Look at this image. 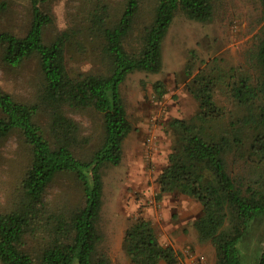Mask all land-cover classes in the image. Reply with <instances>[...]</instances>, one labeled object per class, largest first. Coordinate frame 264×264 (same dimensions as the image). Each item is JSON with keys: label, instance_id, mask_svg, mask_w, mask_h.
I'll use <instances>...</instances> for the list:
<instances>
[{"label": "trees", "instance_id": "obj_1", "mask_svg": "<svg viewBox=\"0 0 264 264\" xmlns=\"http://www.w3.org/2000/svg\"><path fill=\"white\" fill-rule=\"evenodd\" d=\"M27 1L26 33L0 32L6 65L36 59L39 68L27 98L0 87V141L17 132L29 151L14 199L0 211V262L111 264L101 249L104 176L121 164L133 130L121 85L136 71L159 73L176 15L209 23L215 0H82V24L64 29L56 26L51 0ZM258 1L264 19V0ZM7 9L0 2V16ZM86 38L94 66L75 71L68 50L82 52ZM195 58L192 51L185 72L198 110L171 123L178 139L160 172L158 199L181 193L200 202L194 221L200 242L213 245L215 264H242L238 244L264 215V24L244 65L209 72L214 58L198 71ZM153 88L159 99L167 93L161 81ZM61 177L73 183L76 199L51 193ZM123 249L132 264L179 262L141 216L126 230Z\"/></svg>", "mask_w": 264, "mask_h": 264}, {"label": "rangeland", "instance_id": "obj_2", "mask_svg": "<svg viewBox=\"0 0 264 264\" xmlns=\"http://www.w3.org/2000/svg\"><path fill=\"white\" fill-rule=\"evenodd\" d=\"M2 1L8 3V9L0 16V32L8 30L24 35L30 24L28 1ZM215 4V17L209 23L177 14L162 42V70L159 73L133 72L121 85L133 130L124 142L121 164L107 168L104 176L101 249L109 256L111 264H132L123 249V240L128 227L140 216L152 222L164 245L173 246L170 240L177 235L170 232L172 227L182 232L178 233L184 235L182 242L186 246L182 250L173 246L179 253V262L192 257L198 264H215L213 245L200 242L194 226L203 212L200 202L181 193L158 199V178L178 139L171 123L175 119L188 120L198 110L197 101L188 91L191 80L185 72L191 52L195 53L198 71L214 58H218V62L206 68L209 72L244 65L254 36L264 24L258 0H215ZM49 6L55 12L58 28L82 24V0H51ZM84 44L82 52L74 48L68 50L69 66L75 71L94 66L95 52L87 38ZM38 78L36 59L14 68L3 62L0 48L2 89L27 98L33 93V84ZM158 81L167 89L161 99L153 88ZM83 122L87 124V120ZM28 163V147L19 133L0 141V211L14 199ZM62 192L69 193L73 200L78 196L73 183L65 177L57 180L51 189L52 194ZM238 249L242 264H259L264 250V215L251 222Z\"/></svg>", "mask_w": 264, "mask_h": 264}, {"label": "crops", "instance_id": "obj_3", "mask_svg": "<svg viewBox=\"0 0 264 264\" xmlns=\"http://www.w3.org/2000/svg\"><path fill=\"white\" fill-rule=\"evenodd\" d=\"M170 232H174V234H176L177 235V237L176 238H174V236H173V238L170 240V243H172V245L175 247V248H177V249H183L186 245L182 242V241H184L183 239H184V235H182V234H179V233H182V232H179V229L178 228H175V226L174 227H172V229L170 230ZM179 232V233H178ZM174 241V242H173ZM196 247L197 248H200L199 246H197L196 245ZM185 261L186 262H190V261H193V258L191 257V258H189V259H187V258H185Z\"/></svg>", "mask_w": 264, "mask_h": 264}, {"label": "built area", "instance_id": "obj_4", "mask_svg": "<svg viewBox=\"0 0 264 264\" xmlns=\"http://www.w3.org/2000/svg\"><path fill=\"white\" fill-rule=\"evenodd\" d=\"M194 260V259H193ZM198 260L196 259V260H194V261H192L190 264H198V262H197ZM177 264H188V263H186V261H180V262H178Z\"/></svg>", "mask_w": 264, "mask_h": 264}]
</instances>
